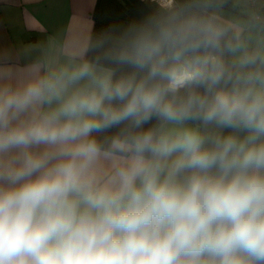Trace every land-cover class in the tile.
<instances>
[{
  "label": "clouds",
  "instance_id": "1",
  "mask_svg": "<svg viewBox=\"0 0 264 264\" xmlns=\"http://www.w3.org/2000/svg\"><path fill=\"white\" fill-rule=\"evenodd\" d=\"M145 2L0 67V264H264V24Z\"/></svg>",
  "mask_w": 264,
  "mask_h": 264
},
{
  "label": "crops",
  "instance_id": "2",
  "mask_svg": "<svg viewBox=\"0 0 264 264\" xmlns=\"http://www.w3.org/2000/svg\"><path fill=\"white\" fill-rule=\"evenodd\" d=\"M246 1L228 0L222 14L241 23L264 24V0L257 10ZM94 4L95 0H0V67L22 72L45 57L87 46Z\"/></svg>",
  "mask_w": 264,
  "mask_h": 264
},
{
  "label": "trees",
  "instance_id": "3",
  "mask_svg": "<svg viewBox=\"0 0 264 264\" xmlns=\"http://www.w3.org/2000/svg\"><path fill=\"white\" fill-rule=\"evenodd\" d=\"M153 11L154 7L145 0H95L89 43L104 33L116 32L131 23L139 22Z\"/></svg>",
  "mask_w": 264,
  "mask_h": 264
},
{
  "label": "built area",
  "instance_id": "4",
  "mask_svg": "<svg viewBox=\"0 0 264 264\" xmlns=\"http://www.w3.org/2000/svg\"><path fill=\"white\" fill-rule=\"evenodd\" d=\"M247 1L249 4L254 6L256 8V10L258 9L260 0H247ZM256 18H260L259 11L256 12Z\"/></svg>",
  "mask_w": 264,
  "mask_h": 264
},
{
  "label": "rangeland",
  "instance_id": "5",
  "mask_svg": "<svg viewBox=\"0 0 264 264\" xmlns=\"http://www.w3.org/2000/svg\"><path fill=\"white\" fill-rule=\"evenodd\" d=\"M248 3V1H246ZM247 7V6H246ZM248 8V7H247ZM250 10V9H249ZM250 13H251V10H250Z\"/></svg>",
  "mask_w": 264,
  "mask_h": 264
}]
</instances>
